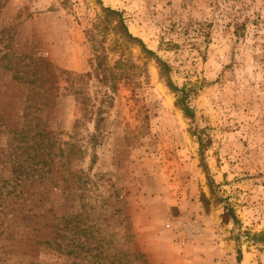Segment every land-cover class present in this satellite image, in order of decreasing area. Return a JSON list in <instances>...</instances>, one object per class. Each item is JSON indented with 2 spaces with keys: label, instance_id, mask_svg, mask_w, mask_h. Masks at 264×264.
<instances>
[{
  "label": "rangeland",
  "instance_id": "obj_1",
  "mask_svg": "<svg viewBox=\"0 0 264 264\" xmlns=\"http://www.w3.org/2000/svg\"><path fill=\"white\" fill-rule=\"evenodd\" d=\"M101 2L189 90L194 122L94 0H0V264H170L204 213L228 264H264V0Z\"/></svg>",
  "mask_w": 264,
  "mask_h": 264
},
{
  "label": "trees",
  "instance_id": "obj_2",
  "mask_svg": "<svg viewBox=\"0 0 264 264\" xmlns=\"http://www.w3.org/2000/svg\"><path fill=\"white\" fill-rule=\"evenodd\" d=\"M94 1L101 7L102 12L104 13V17L116 20V22H102L103 28L114 34L119 35L128 44L137 45L140 51L143 54H145L146 57L154 59L158 67L160 77L164 79L165 85L171 92L174 93L176 97L175 106L182 112V115L184 118L189 119L192 122H194L195 114H194L192 107L188 104L189 90L185 88L184 86L178 87L173 83L169 75L170 68L168 64L164 62L162 59H160L154 53V51L148 49L141 39L135 36H132L129 33L123 21L122 15L119 11L103 6L101 0H94ZM96 57H99V56H96ZM34 64L38 68L41 67L45 70H50L49 64L46 63L41 58H37L36 63ZM100 64L101 63L98 62L97 65L94 67V71L96 72V74H100V72L102 73L100 74L101 78L99 81L103 84H108V88L111 91H114V86L116 85V75L114 74L113 70L109 68V66L107 67L105 65V66L99 67ZM17 78L18 79L22 78L23 81H26V79L23 78L22 76H18ZM28 81L31 82L30 80ZM94 129L95 130L98 129V122H95ZM189 133L194 138L195 142L198 145L200 167L206 173V178L208 179V185L210 186V193H213V188L211 186L212 180L210 176L208 175V168H207V164L205 162V157H204V152L206 150V147L208 146L207 138H205L201 130H198L195 127H193ZM201 197H202V202L204 203V209L207 212V208H206L207 200L203 196V194L201 195ZM231 220L233 221V223H237V219L235 218L232 212V209L226 206L224 207L223 213L221 214V222L223 224H227ZM236 239L237 237H235V241H237ZM236 253H237L236 259L237 261H240V249L239 248L236 249Z\"/></svg>",
  "mask_w": 264,
  "mask_h": 264
},
{
  "label": "crops",
  "instance_id": "obj_3",
  "mask_svg": "<svg viewBox=\"0 0 264 264\" xmlns=\"http://www.w3.org/2000/svg\"><path fill=\"white\" fill-rule=\"evenodd\" d=\"M199 221L203 224L194 232L186 229L183 232L184 244H175L173 260L170 264H228L233 253V244L215 225L218 217L202 214ZM227 258V261L226 259ZM153 262L152 258H149Z\"/></svg>",
  "mask_w": 264,
  "mask_h": 264
},
{
  "label": "built area",
  "instance_id": "obj_4",
  "mask_svg": "<svg viewBox=\"0 0 264 264\" xmlns=\"http://www.w3.org/2000/svg\"><path fill=\"white\" fill-rule=\"evenodd\" d=\"M188 224V223H187ZM185 225L184 227H185V229H183L180 233V237H179V244H181V245H183L184 244V241H183V232L186 230V229H189V230H191V229H193V227H192V224L191 225ZM194 230V232H192V234H194L195 233V229H193ZM213 264H220L219 262H214Z\"/></svg>",
  "mask_w": 264,
  "mask_h": 264
}]
</instances>
